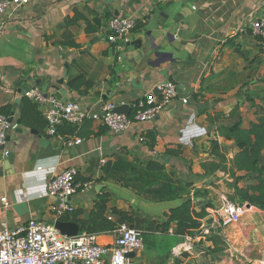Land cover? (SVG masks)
I'll use <instances>...</instances> for the list:
<instances>
[{
  "label": "crops",
  "instance_id": "0c3cea01",
  "mask_svg": "<svg viewBox=\"0 0 264 264\" xmlns=\"http://www.w3.org/2000/svg\"><path fill=\"white\" fill-rule=\"evenodd\" d=\"M74 8L89 21L98 18L104 24L94 34L86 33L85 21L71 27L79 49L54 43L62 39ZM263 9L264 0H31L14 13L7 11L0 18L6 24L0 37V110L6 109L12 120L5 146L12 162L0 149V232L5 224L13 230L31 219L60 221L57 199L47 188L53 176L71 167L79 173L77 186L85 183L70 200L71 208L82 212L70 215L72 220L87 219L101 192L111 194L109 208L130 211L135 219L165 218L183 199L147 200L111 173L123 162L159 161L184 183L207 192L195 198L197 210L206 202L211 206L199 236H177L173 226L166 233L148 230L153 239L133 254L136 264H264V211L254 206L247 215L248 233L235 237L242 242L234 247L226 242L227 257L209 260L214 247L210 231L220 226L208 208L218 205L236 178L221 171L206 175L202 168L211 157L219 125L241 120L248 127L264 116V41L250 29ZM119 15H130L141 24L121 50L105 33L108 21ZM81 73L94 83L84 94L68 87L69 79ZM170 80L178 87L171 104L153 120L134 123L122 133L93 119L96 134L67 146V137L51 136L47 128L22 122L23 100L32 89L46 98L76 102L94 114L107 101L130 106ZM47 108L38 105L42 116ZM236 109L237 115L230 117ZM150 132L156 134L154 148L143 138ZM218 139L233 157L234 143ZM168 148L180 154L169 155ZM105 167H111L109 172ZM250 183L254 180H240L238 185ZM97 237L99 243L110 245L114 231ZM180 246L189 249L174 254ZM241 248L244 255L238 252Z\"/></svg>",
  "mask_w": 264,
  "mask_h": 264
},
{
  "label": "built area",
  "instance_id": "2783aa9c",
  "mask_svg": "<svg viewBox=\"0 0 264 264\" xmlns=\"http://www.w3.org/2000/svg\"><path fill=\"white\" fill-rule=\"evenodd\" d=\"M31 0H0V18L12 11L26 6ZM5 25L0 20V37ZM136 20L130 15L112 17L105 29L108 42L116 49L121 50L130 43L129 36L134 30ZM253 33L264 41V9L261 15L250 26ZM2 79V74H0ZM178 96V87L173 81L158 84L155 90L130 105V113L123 114L115 111L117 104L105 102L98 113L82 108L76 102L62 101L55 97L46 98L42 92L32 89L26 92V97L37 105H48L44 112L47 122V132L57 136V128L64 121L81 124L85 118L100 121L109 130L122 133L130 129L134 123H144L153 120ZM124 105V103H121ZM9 116L0 112V149L7 157V131L11 122ZM82 139L67 137V146H76ZM102 162H105L102 160ZM76 168H68L53 176L48 184L47 193L56 197V214L58 217L67 211H72L70 200L78 192L75 177ZM218 205L208 210L215 216L216 222L227 243L235 246V237L248 233L247 215L251 207L249 204L240 205L230 200L224 193L220 195ZM5 206L8 203H4ZM145 248L141 230L127 223L119 225L114 231V241L110 245L99 243L96 234L79 232L76 236H65L60 233L55 224L39 219H31L26 225L17 229H9L6 224L0 232V264H136L132 253ZM189 246H180L174 254L181 255ZM244 255L243 248L238 249Z\"/></svg>",
  "mask_w": 264,
  "mask_h": 264
},
{
  "label": "trees",
  "instance_id": "16d2710c",
  "mask_svg": "<svg viewBox=\"0 0 264 264\" xmlns=\"http://www.w3.org/2000/svg\"><path fill=\"white\" fill-rule=\"evenodd\" d=\"M82 21L86 22L87 34H94L104 27L100 19L96 18L94 21H89L79 8H74L73 14L65 21L67 30L64 32L62 39L54 43L65 48L79 49L81 46L76 41L70 28ZM140 25V22L136 21L135 28ZM68 87L72 91L84 94L94 87V83L86 77L85 73H81L69 79ZM23 103V124L46 129L47 122L38 110L37 103L28 97L24 98ZM5 111L6 109L0 110L3 114ZM5 115L7 114L5 113ZM222 115L219 114L217 118L221 119ZM235 115H237V109L230 113V117ZM93 121L92 118L88 117L81 124L64 121L57 128V136L76 137L82 140L88 139L96 134L92 130ZM217 136L233 142L237 152H235L233 157L229 158L226 148L219 142V139L214 140L211 145L210 159L202 163L205 174L210 175L221 171L228 174L231 178H236L232 187L233 193L229 194L230 200L240 205L249 204L264 211V116L259 117L257 122L252 123L248 127L243 126L241 120L226 122L218 126ZM143 138L151 148H154L156 145L155 132H150ZM166 153L177 156L180 151L168 148ZM106 167L105 172L107 173L111 167ZM111 173H113L112 177L117 182L127 188H131L136 194L147 200L165 202L183 199L179 206L171 209L165 215V220L156 222L155 229L151 227L150 230H160L166 233L173 226L174 234L177 236L194 237L200 235L202 220L208 216L207 207L211 206V203H205L200 210H197L195 198L206 195V191L193 187L191 183H184L174 172H168L166 166L159 161H136V165L123 162L112 169ZM238 174H241V176L238 177ZM78 176L79 173L75 177L76 185L79 183ZM246 179H253L254 183L240 187L238 182ZM84 184L82 183L78 190ZM111 197L109 192H101L87 219L76 218L72 220L70 215L74 214L77 217L82 214L81 211L75 212L72 210L61 215L59 220L61 222L75 223L78 225L80 232L96 235L115 231L123 223L136 228L137 219L139 218L136 216L135 219L130 211H123L116 207L109 208ZM210 232L209 241L213 243L214 252L223 251L226 240L221 229L218 228ZM143 240L144 243H148L147 236L145 235L144 237V234ZM176 264H179V262L177 261Z\"/></svg>",
  "mask_w": 264,
  "mask_h": 264
},
{
  "label": "rangeland",
  "instance_id": "374dc122",
  "mask_svg": "<svg viewBox=\"0 0 264 264\" xmlns=\"http://www.w3.org/2000/svg\"><path fill=\"white\" fill-rule=\"evenodd\" d=\"M232 190V191H231ZM226 191V190H225ZM226 195H227V197H229V194L230 193H233V189H230V190H227V192H224ZM229 193V194H228ZM207 203V202H206ZM163 219H165L164 217L162 218V217H157V219H152V218H142V216L139 218V219H137V224H136V228L137 229H139V230H141L142 231V233L144 234V237H145V235L147 236V239H148V241L149 242H151L152 241V236L153 235H151V234H148L147 233V231L148 230H150V228L152 227V228H154L155 227V224H156V222H161V220H163ZM155 229V228H154ZM196 235H199V234H196ZM195 244V246L197 247L198 246V248H199V241L197 240V242H195L194 243ZM224 246V245H223ZM223 246H221V247H223ZM225 247V246H224ZM209 252H212V253H210V256H212V258L211 259H209L210 261H211V263L213 262V261H215L216 259H219L220 257H225L226 256V254H225V252H219V253H215L214 255H213V252H214V247L213 248H211L210 249V251ZM227 257V256H226ZM225 260V259H224Z\"/></svg>",
  "mask_w": 264,
  "mask_h": 264
},
{
  "label": "water",
  "instance_id": "95a60500",
  "mask_svg": "<svg viewBox=\"0 0 264 264\" xmlns=\"http://www.w3.org/2000/svg\"><path fill=\"white\" fill-rule=\"evenodd\" d=\"M150 46L152 47V49H155V45L152 44V42L150 43ZM161 62L162 60L157 61V63H161ZM130 110L131 108L129 105H121V106L116 107L115 109L116 112L123 113V114H129ZM9 121L11 122L12 120L9 118ZM8 162H12V156L10 155H8ZM248 207H251V205H248ZM55 226L60 231V233L65 236H76L80 232L78 225H76L75 223H71V222L57 221L55 223ZM133 254L134 253L130 254V256L133 257Z\"/></svg>",
  "mask_w": 264,
  "mask_h": 264
},
{
  "label": "bare ground",
  "instance_id": "6f19581e",
  "mask_svg": "<svg viewBox=\"0 0 264 264\" xmlns=\"http://www.w3.org/2000/svg\"><path fill=\"white\" fill-rule=\"evenodd\" d=\"M242 242V240L240 239L239 241H237L236 243V246H238L240 243Z\"/></svg>",
  "mask_w": 264,
  "mask_h": 264
}]
</instances>
